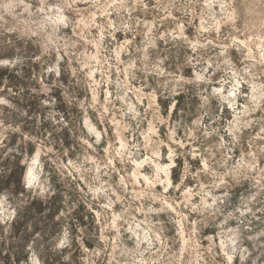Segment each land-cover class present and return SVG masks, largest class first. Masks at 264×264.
Instances as JSON below:
<instances>
[{
	"label": "rangeland",
	"instance_id": "rangeland-1",
	"mask_svg": "<svg viewBox=\"0 0 264 264\" xmlns=\"http://www.w3.org/2000/svg\"><path fill=\"white\" fill-rule=\"evenodd\" d=\"M241 8L0 0V59L20 61L0 65V168L82 165L57 170L79 234L65 264H264V45ZM39 25L59 51L41 55ZM32 199L0 190V264H51Z\"/></svg>",
	"mask_w": 264,
	"mask_h": 264
},
{
	"label": "clouds",
	"instance_id": "clouds-1",
	"mask_svg": "<svg viewBox=\"0 0 264 264\" xmlns=\"http://www.w3.org/2000/svg\"><path fill=\"white\" fill-rule=\"evenodd\" d=\"M42 7H46V5H42ZM222 7L225 6L222 5ZM226 7L231 8V3ZM68 8H71V5H68ZM240 18L244 22V29L240 32V35L245 36V42L249 43L247 37L251 36V44L255 47L256 38L257 35H259L260 43L264 45V0H242ZM72 22L74 23V21ZM234 23L235 19H233V24ZM68 26L69 25H65V27ZM32 34L40 37L41 40L46 42L44 44L45 51L41 53L42 56L46 54L49 46L56 47L57 51H59L58 44H55L52 40L47 38L46 34L43 32L42 25H39L38 30L33 31ZM230 46L231 45H228V47ZM17 51H19V49H17ZM259 54L261 57H264V46L260 47ZM19 62V60L9 61L8 59H0V65H11L14 67ZM57 63H59V60H57ZM160 63H163V61H160ZM162 74L163 73H157V75ZM57 75H59V72H57ZM98 140L99 137H97V142ZM41 155L48 157L47 152H43ZM53 158H55V160L59 159L56 154H53L52 157H48V159ZM48 159L41 161L39 157H37V159L31 161L32 165H35L37 174L44 177L38 183L29 182L28 180V177L32 175L34 169L33 167H25L28 164L27 157L22 161L17 159V163L10 170V174L8 171H3L4 168H0V172H3V174L0 175V190L7 191L13 195L19 193L23 195L25 199L33 195L43 197V204H41L39 200L33 201L32 207L36 209L38 214L48 213L44 217L45 223L51 222L53 224V231L57 233V242L53 243L50 249L51 264H65L69 259L70 252L65 254L62 250L65 248H75V240L79 234L76 232L75 226L69 229L65 225L63 217L66 216L67 213L62 211L60 205L62 203V197L66 193L65 185L68 182H60V176L57 175V170L60 168L71 169L79 174L82 165L78 167L75 164H57V169L54 170L52 166L48 164ZM90 170L91 169H86V171ZM62 174L63 173H61V175ZM37 189H39V191H37ZM70 194L72 199L75 200V187L71 189ZM224 195H227V193L225 192ZM206 196L207 193H205V197ZM57 213H59V215H57ZM53 217H55V221H53Z\"/></svg>",
	"mask_w": 264,
	"mask_h": 264
},
{
	"label": "trees",
	"instance_id": "trees-1",
	"mask_svg": "<svg viewBox=\"0 0 264 264\" xmlns=\"http://www.w3.org/2000/svg\"><path fill=\"white\" fill-rule=\"evenodd\" d=\"M3 84V78L2 77H0V87H1V85ZM3 171H5L6 172V170L5 169H3ZM33 201H37L36 199H32V201H28L27 203H26V205H25V210H29V209H32V210H34L35 212H37L36 211V209L34 208V207H32V202ZM40 203L41 204H43L44 203V201H40ZM16 221V217L14 218V220L12 221V223H16L15 222Z\"/></svg>",
	"mask_w": 264,
	"mask_h": 264
}]
</instances>
